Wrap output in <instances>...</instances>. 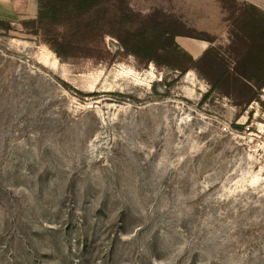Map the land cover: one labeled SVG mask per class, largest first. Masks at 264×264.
<instances>
[{"label": "rangeland", "instance_id": "1", "mask_svg": "<svg viewBox=\"0 0 264 264\" xmlns=\"http://www.w3.org/2000/svg\"><path fill=\"white\" fill-rule=\"evenodd\" d=\"M131 4L152 38L228 42L218 0ZM263 125V90L239 106L112 35L63 57L3 19L0 264H264Z\"/></svg>", "mask_w": 264, "mask_h": 264}, {"label": "trees", "instance_id": "2", "mask_svg": "<svg viewBox=\"0 0 264 264\" xmlns=\"http://www.w3.org/2000/svg\"><path fill=\"white\" fill-rule=\"evenodd\" d=\"M36 17L21 21L29 35L40 36L60 56L97 57L105 35L116 37L142 62L153 61L186 73L196 69L236 105L251 103L264 88V8L249 0H218L225 12L228 42L217 36L171 31L152 38L145 28L134 30L131 0H38ZM3 23V20L0 19ZM11 28V27H10ZM208 41L198 57L183 48L176 36Z\"/></svg>", "mask_w": 264, "mask_h": 264}, {"label": "crops", "instance_id": "3", "mask_svg": "<svg viewBox=\"0 0 264 264\" xmlns=\"http://www.w3.org/2000/svg\"><path fill=\"white\" fill-rule=\"evenodd\" d=\"M38 11V0H0V19L9 20L12 23L20 22L26 18H34ZM186 44V50H189L194 57H198L209 46L205 40H194Z\"/></svg>", "mask_w": 264, "mask_h": 264}, {"label": "built area", "instance_id": "4", "mask_svg": "<svg viewBox=\"0 0 264 264\" xmlns=\"http://www.w3.org/2000/svg\"><path fill=\"white\" fill-rule=\"evenodd\" d=\"M263 131H264V125H263L262 128H259V129H258V132H259V133H263Z\"/></svg>", "mask_w": 264, "mask_h": 264}]
</instances>
